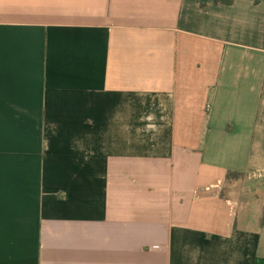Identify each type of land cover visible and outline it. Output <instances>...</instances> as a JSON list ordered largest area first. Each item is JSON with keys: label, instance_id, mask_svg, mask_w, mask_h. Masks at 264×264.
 Masks as SVG:
<instances>
[{"label": "crops", "instance_id": "1", "mask_svg": "<svg viewBox=\"0 0 264 264\" xmlns=\"http://www.w3.org/2000/svg\"><path fill=\"white\" fill-rule=\"evenodd\" d=\"M263 212L264 0H0V264H264Z\"/></svg>", "mask_w": 264, "mask_h": 264}, {"label": "trees", "instance_id": "2", "mask_svg": "<svg viewBox=\"0 0 264 264\" xmlns=\"http://www.w3.org/2000/svg\"><path fill=\"white\" fill-rule=\"evenodd\" d=\"M215 3H221V4H224V5H231L233 3V0H215ZM242 178V175L241 174H238V173H233V172H229L227 174V180H240ZM261 225H264V212H263V215H262V219H261V222H260Z\"/></svg>", "mask_w": 264, "mask_h": 264}, {"label": "rangeland", "instance_id": "3", "mask_svg": "<svg viewBox=\"0 0 264 264\" xmlns=\"http://www.w3.org/2000/svg\"><path fill=\"white\" fill-rule=\"evenodd\" d=\"M257 194H260V193L258 192ZM251 205H252L250 207L251 209L249 208L248 211H247V216L250 217L251 220H253V219H256V217L258 215L259 204H258V202H253ZM244 208L245 207H242V205L240 206V212H241L240 215L242 214L241 215L242 218H243V214H244V213H242V211H244ZM257 210H258V212H257Z\"/></svg>", "mask_w": 264, "mask_h": 264}]
</instances>
